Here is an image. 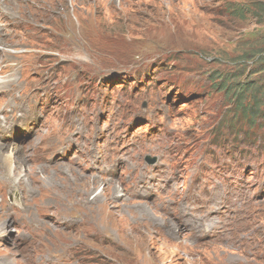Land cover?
I'll use <instances>...</instances> for the list:
<instances>
[{"label":"rangeland","instance_id":"rangeland-1","mask_svg":"<svg viewBox=\"0 0 264 264\" xmlns=\"http://www.w3.org/2000/svg\"><path fill=\"white\" fill-rule=\"evenodd\" d=\"M0 34L35 102L0 111V264H264V80L216 87L264 0H0Z\"/></svg>","mask_w":264,"mask_h":264},{"label":"trees","instance_id":"trees-1","mask_svg":"<svg viewBox=\"0 0 264 264\" xmlns=\"http://www.w3.org/2000/svg\"><path fill=\"white\" fill-rule=\"evenodd\" d=\"M239 9L235 10V15H238ZM242 60L243 65L239 67H234L230 72L226 73L224 76H220L217 80L216 87L220 92L226 94L230 90L234 92L235 96H244L251 93V89L254 88L252 83L257 79L264 80V48L252 50L248 55H244L239 59ZM249 72L246 75L240 76L236 80H230L228 84H234L235 86L231 88V86L227 85L226 81L228 78L239 74L241 72ZM240 88V89H239ZM249 88V90H247ZM243 89L244 91L240 90ZM250 100V99H249Z\"/></svg>","mask_w":264,"mask_h":264},{"label":"bare ground","instance_id":"bare-ground-1","mask_svg":"<svg viewBox=\"0 0 264 264\" xmlns=\"http://www.w3.org/2000/svg\"><path fill=\"white\" fill-rule=\"evenodd\" d=\"M2 35H5L4 33H1ZM0 34V36H2ZM16 62H18V61H16ZM10 63H11V61H6V62H3L2 63V65H1V71H0V80L1 79H5V78H7V77H4V78H2L1 76L3 75V74H5L4 72H6V73H9V74H12V78H10L9 79V82H8V85H9V87L10 86H14V84L15 83H22V84H25L26 85V87H28L29 89H30V91H31V93H33L32 92V89H31V87L29 86V84H28V82H30L28 79H26V78H22L21 77V75H22V73L20 72V70L18 71V70H16V68H17V66H18V63H17V66L15 67V68H13L12 67V65H10ZM23 64V63H22ZM15 65V64H14ZM20 67H21V65H20ZM28 67V66H27ZM23 72V71H22ZM30 72V71H29ZM5 76V75H4ZM26 76V75H25ZM6 80V79H5ZM10 80H12V81H10ZM24 85V86H25ZM6 87H7V82L6 81H0V90H2L3 91V93L4 94H6L5 95V97L7 96V98H5V99H7V101H6V104L4 105V107L2 108V110H0V111H4V112H6V113H13V114H15L16 115V113H19V112H24V113H27L29 110H30V108L29 107H31V104H33V103H35L34 102V98H29V96L28 95H21V96H18V94L16 93V89L13 91V92H9V91H5L6 90ZM19 87V86H18ZM17 87V88H18ZM9 90H11V89H9ZM24 90H26L25 89V87H24ZM21 91V90H20ZM1 92V91H0ZM2 93V94H3ZM19 93V92H18ZM13 100H18V101H20V102H25L26 104H30V105H28V107H26L25 106V108H22V107H19V106H17V105H14L13 103H11V101H13ZM19 105H20V103H19ZM21 106H22V104H21ZM30 112V111H29ZM28 112V113H29ZM27 113V114H28ZM14 115V116H15ZM12 116V115H11ZM6 116H4V118L3 119H1V123L3 124V125H5V127H7V122H9L8 120H7V118H5ZM33 117V116H32ZM9 118V117H8ZM11 118H13V117H11ZM10 118V119H11ZM26 118V117H25ZM28 119V118H27ZM33 119L35 120V124H33V126H35L37 123V119L35 118V117H33ZM11 122V121H10ZM33 123V121L32 120H29V123L28 124H26L25 123V121H24V123H22L23 125H19L18 124V126H19V128H27V127H30V129H31V133L30 134H33V131L34 132H36V129L33 127V126H31L30 124H32ZM40 125V121H39V124H38V126ZM41 126H43V125H41ZM4 127V126H3ZM38 129H40V128H38ZM39 131V130H38ZM10 135V134H9ZM38 136V135H37ZM49 137V136H48ZM44 138V137H43ZM47 138V137H46ZM55 141V140H54ZM41 142V141H40ZM42 142H43V140H42ZM50 142V141H49ZM69 143V142H68ZM2 145V144H1ZM4 147V146H3ZM18 151V150H17ZM57 151V150H56ZM1 159V158H0ZM2 160V159H1ZM6 171V170H5ZM7 173V172H6ZM94 180V179H93ZM98 181V180H97ZM21 192V191H20ZM23 194V193H22ZM18 208V207H17ZM1 210H2V212L5 214V215H11L10 214V212H17V211H19V209H16V208H14V207H11V206H9L8 207V210L6 209V206L5 207H3V208H1ZM10 211V212H9ZM19 224L21 223V222H18ZM22 225V224H21ZM1 226V225H0ZM2 230H3V228H2ZM1 231V230H0Z\"/></svg>","mask_w":264,"mask_h":264},{"label":"water","instance_id":"water-1","mask_svg":"<svg viewBox=\"0 0 264 264\" xmlns=\"http://www.w3.org/2000/svg\"><path fill=\"white\" fill-rule=\"evenodd\" d=\"M147 163H151L152 162V158H146Z\"/></svg>","mask_w":264,"mask_h":264}]
</instances>
